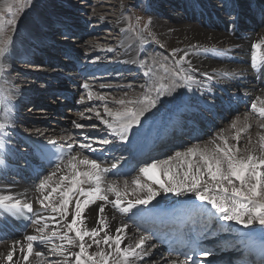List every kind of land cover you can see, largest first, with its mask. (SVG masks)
Returning <instances> with one entry per match:
<instances>
[{
    "label": "bare ground",
    "instance_id": "obj_1",
    "mask_svg": "<svg viewBox=\"0 0 264 264\" xmlns=\"http://www.w3.org/2000/svg\"><path fill=\"white\" fill-rule=\"evenodd\" d=\"M120 1L121 4H124L125 0H118L115 3L120 4ZM196 1L203 8H212V11L215 14L217 13L221 21L224 22L228 33H225L224 28L218 26V22L214 19H212L211 24L215 29L206 23L199 24L194 20V17L189 18L187 9L182 10L183 12L171 10L168 12V18L166 19H159L158 21L157 18L153 17L151 22L153 31L151 30V34H140V37L136 38V40L148 41L145 50L141 47L134 48L131 41L135 38L129 34L120 35L122 42L118 44V50L116 48L112 51V47H106V45L105 47L111 57L109 55L107 59L102 58L105 59V64H109V67L102 66L101 69L105 74L101 75L102 78L95 76L83 79L77 72L78 69H73L70 72L68 71L69 67H66L67 64H64V62L67 63L66 59L68 58L72 66H78L82 60L89 64L95 58L94 53L103 52L104 49L94 47L93 54L90 55V50L80 53V42L76 38L72 39L74 43H57L61 48L57 45L56 50L63 51L62 54L64 55L61 54V56L64 59L65 56L67 58L65 61H61L60 56L56 57V66L51 65L45 71L54 75L53 77H56L60 84L66 83V86L64 85L65 90L76 89L77 85L75 83L80 84L82 82L83 90L86 91L87 96L85 99H78V102L82 106H90H85L83 114H73L67 119L66 117H60L59 114L56 118H63L67 121H62L52 127L39 126L37 125L39 123L36 124L35 121L25 126L22 123V118L18 115L19 113L17 114L18 107L14 98L17 95L23 96L24 102L22 104L26 101L25 104L27 105L28 96L33 91L32 87H41L38 84L40 82L38 79L40 71H25V75H34L33 81L30 82L33 84L16 86L6 69L7 66L12 65V61L16 57L15 49H23L24 44L28 47L30 44L26 43L29 39L35 42L40 41L45 35L42 28L51 25H47V19L45 22L36 20L28 25L25 30L28 33L23 31V34H15L14 40L17 39V42L11 43L10 52L8 55L2 56L0 64V123L5 124V128L0 130V198L32 202L36 209L43 208L45 214H49L50 217L42 218L39 222L35 221L24 235L14 233V226L5 219L0 218V232L6 236L5 239L0 240V264H8L4 257L12 249L14 241L23 242L26 251L24 238L28 235L39 236L40 234L36 229L45 225L47 227L44 235L49 237L46 240L47 242L45 244L36 243L34 252L27 262L23 260L20 246L16 245L15 264H76L75 253L80 252L79 239L74 231L68 229V224L71 223V217L75 213L76 207L73 209L71 204H67V215L63 217L61 212L53 211V207H64L61 202L65 197L61 195V192L72 188L71 176L73 172L68 167V159H64L59 164V169L56 167L48 174L44 173L41 179L39 178L40 180L37 179L36 183L22 181L21 179L12 181V179L17 178V175L13 176L11 174V167L22 163L17 150V148L19 149L21 136L29 134L37 138H64L69 143L77 142V153L79 151L80 153L73 156L77 158L74 163L77 164L79 171L90 170V166L79 163L84 158L96 160L102 169L108 171L113 163L131 158L135 153L134 150L142 145L144 147L145 138L154 137L164 126L168 135L172 137L173 133L179 128L180 130L187 129L200 117L203 118L202 121H205L206 125L209 124L212 128L209 132L203 130L206 134L202 139L189 137L191 131L196 130L194 126L186 133L188 135L186 141H183V138H186L185 134L181 135L180 139L177 135L173 140L164 138V141H159V144L161 143L160 148H165L166 151H169V154H166L165 151L160 154L161 150L157 146L155 154L148 153L144 159L138 160L140 167L132 174L123 178H113L108 176L107 172L101 173L100 187L106 190L111 184L119 190L121 196L118 198L116 193L111 191L103 192L102 194L108 196V201L96 200L94 203L88 204L82 214L83 223H77V228H83L89 232L94 228L100 229L102 226L98 223L100 219L98 209L100 204L104 205V216L108 226L103 231H99V235L96 237H84L88 253L94 256L93 260L84 257L86 264H105V260L107 264H124L122 254L117 253L115 249L114 238L117 235L122 237L121 249H132L135 248L140 237L145 233L149 235L150 239L145 242L143 250L137 249V251H141L142 255L143 252H149L150 255L143 256L142 260L130 257L131 264H169V261H184L185 257L183 255L188 251L185 244L175 243L170 249L167 241L190 233V229L196 231H200L201 228L204 229V223L209 217H214V223H216L215 221L219 222L217 232L214 233L215 236H212L213 241L226 251L229 249L227 248L229 244L233 243L234 246L235 244L239 245L236 249L240 250L239 256L246 255V252H244L246 248L253 260L256 256L264 255V230L255 225L245 228L235 221L220 219L221 214L212 209L210 204L198 200L191 193L176 195L175 193H163L161 191V195L156 197L150 204L136 205L126 212L122 211V209L128 207L129 201H134L137 196L144 194L142 190H135L136 185L132 183L134 179H138L141 184H150L159 190L158 184L139 172V169L144 167L146 163L167 161L157 169L150 171V175L167 183L168 177L163 175L164 170H168L170 175L177 181L183 179L184 172H190V181L191 175L196 174L197 167L203 170L205 165L201 159L202 153L209 156L216 155L224 159L223 153L216 151L217 146L221 149L232 148L238 159L246 158L249 154L257 158L264 156V150L260 147V137L264 136V127H261V125H264V116L259 112V109L264 107V21L258 22L259 16L262 15V18L264 16V0H243L238 2L237 7L231 6L229 12H236V22L230 20V23L228 21L229 16L225 14L222 5H218L217 1ZM187 2V5L183 2L186 7L191 3H195L194 0H187ZM84 3L86 4V2ZM228 4L226 3V7ZM77 14L79 16L76 21H71V24L74 23V26L76 24L83 25L86 21L83 12ZM121 14L118 13V16H116L122 22L124 20ZM53 23L58 25L62 22L56 19ZM61 27L63 32L66 31L67 27H64V24ZM232 30H237L239 34L237 32L234 34ZM3 42L5 41L3 40ZM253 44H258L260 47L254 49ZM174 49L176 51H173ZM78 54L82 56L81 60L80 57H77ZM71 56H73V59ZM181 57L184 58L181 59ZM253 64L256 65L255 68L252 67ZM132 68L137 70L135 76L127 75V71ZM126 75L128 76L125 78L128 79L127 81L120 78ZM71 81L74 84H70ZM85 84L88 85L87 88L84 87ZM124 86L131 87L126 88L127 91H122L121 89H125ZM52 88H56L55 91H58V87L54 84L46 86L44 91H51ZM104 88H109L116 96H110L107 91L102 90ZM133 91L138 94L133 95ZM43 93L41 94L43 95ZM146 96L157 101L154 107L145 100ZM52 97L53 99L57 98L56 93L52 94ZM120 101H124V103L122 104ZM129 101L133 103H129ZM244 102L247 103L246 106ZM241 104L243 106H240ZM253 104L256 105L255 109L252 108ZM249 105L251 107L247 109L246 107ZM217 107L221 108L219 111L222 109L227 110L224 116H232L228 123L226 118L229 116L224 117L223 121L220 122L223 114H217ZM234 107H238V109L240 107L241 111L237 114L228 113V109H234ZM127 109H133L137 112L142 109L146 111L145 115L140 118L141 122L139 124L134 123L131 128L126 130L127 139L123 140L120 137V125L127 123L124 118ZM201 110H205L209 115H204ZM69 111L74 113L72 109ZM44 113L45 116L41 118L42 122L47 118L49 111L45 110ZM25 121L27 120L25 119ZM73 121L84 125V127L76 128ZM103 121H108L112 127H108ZM233 122H235V127L232 126ZM93 135L94 138H92ZM102 135H104L103 138H101ZM105 140L109 143H103ZM173 141L176 142V145L172 143ZM83 144H90L91 148H82L81 145ZM190 148L194 150L195 154H188L187 150ZM26 149L23 146L19 150ZM177 152L181 153V156L177 157L175 155ZM25 155L27 156V154ZM169 157H171L170 160ZM189 164H192L191 169L188 167ZM222 166L225 169L227 168L226 160H224ZM260 170L264 171V168ZM52 173H55V175H50ZM3 174L9 180L1 178ZM61 176H68L69 179L61 181ZM81 179L86 180L87 178L82 177ZM204 179H207L206 172ZM42 180H46L47 183L43 189L38 190V185ZM233 181L239 183L234 178ZM57 185H60V187L52 193L49 200L44 201L48 205V207H44L39 201L49 192H52V189L56 188ZM212 186L215 187L214 184ZM227 195H231L230 186ZM185 197H189L190 201L182 202V198ZM83 198L79 200L81 201ZM118 199L121 202L119 205L114 206V202ZM170 211L176 212V216L180 217L179 219L186 217L188 212H191L192 215L189 220L183 222V229L164 231L162 237L158 233L159 226H155L153 223L157 219L168 215L173 216L166 213ZM193 216H195V219H192ZM40 217H44V215H40ZM122 225L128 227L123 232L117 233L116 229ZM53 232H55V235H52ZM105 233L113 238L109 240L108 244L104 243ZM65 234L72 238V244L67 243L62 238ZM200 234L202 238H206L203 232ZM94 239L98 240L99 244H94ZM53 245H62L65 254L61 255L59 252L52 251ZM89 245L91 247H88ZM101 251L106 254L105 257L99 255ZM176 251H178V254H176ZM35 252H41L42 255L36 257ZM253 252L257 255L253 256ZM224 255L226 253L221 252V255L218 256L222 257ZM238 255L232 256L234 262L237 261L236 257ZM199 257L203 258L202 261L211 264H226V262H222L223 260L218 261L209 256L200 254ZM240 260L243 261L240 264H245L244 261H247L244 257H241Z\"/></svg>",
    "mask_w": 264,
    "mask_h": 264
},
{
    "label": "rangeland",
    "instance_id": "obj_2",
    "mask_svg": "<svg viewBox=\"0 0 264 264\" xmlns=\"http://www.w3.org/2000/svg\"><path fill=\"white\" fill-rule=\"evenodd\" d=\"M82 1L86 2V4L84 2L82 3ZM194 1L195 3H191L188 7H186L184 3H186L187 5L188 3L187 0H125L124 4H121L122 3L121 1L120 4L115 3L118 2V0H0V41L3 42L4 40L6 42L4 44L5 51L3 52V54H0V64H1L2 56L4 57L8 55V53L10 52L12 48L11 43L14 44L15 41L17 42V39L14 40L15 34H23V31H25L28 28L30 22L36 20L45 22L47 19V25H51L42 28V31L45 33V35L43 38L40 39V41L35 42L32 39H29L28 43H26V44H30L28 47L24 44L23 49L21 50L15 49L14 51L17 53L16 57L15 59H13L12 65L6 67L9 77L13 78L14 85L16 86L18 85L26 86L28 84L29 85L33 84L30 82L33 81L34 75H30V76L29 74L25 75V71L27 70L40 71L39 72L40 76H38L40 82H38V84H40L41 87H32L33 91L28 96L27 105L25 104L26 101L24 104H22L24 102L23 96L17 95L14 98L15 103L17 104L18 107L17 114L19 113L18 115L22 118V123L25 126H28L31 124V122L34 123L35 121L36 124L39 123L37 124L39 126L52 127L53 125L60 124V122L62 121H67L64 120L63 118L62 119L56 118L59 114L60 117H66L67 119L69 116H73V114L84 113V112L81 113L82 110H84L83 106L80 107V112H76L75 110L72 109V107L69 106L70 104L68 103V101H66V99H63L61 94H59V92H61V90L65 88L66 83H62L63 85L60 84L59 80H56V77H53L54 75L48 74V72L45 71V69L51 65L56 66L55 63L56 57L60 56L61 61H65V59L67 58L65 56L64 59L61 56L63 51L56 50V46L58 45L57 43L59 42L69 44L72 42V39L76 38L80 42V48H81L80 53L86 50H90L91 52H89V54L92 55L93 48L100 47L104 49L103 52H100L101 57L103 56L108 57L110 53L109 51H107L106 47L111 46L112 51L115 50L116 48H117L116 50H118V44L122 42V39L120 38L121 34L122 35L129 34L132 37H134L135 41L133 40L131 42L134 43L133 44L134 48L138 47L139 43L137 42L136 38H139L140 34H151V30L153 31L151 27V22L153 21V17L157 18L159 21V19L168 18V12L171 10H173L174 12L179 10L183 12L182 10H186V9L189 18L194 17V20L199 24L203 25V23H206L211 28L215 29V27L211 24L212 19H214L218 22V26L223 27L224 32L228 33V31H226L224 22L221 21V18L219 17V15H217V13L215 14V12L212 11V8L209 7L203 8L198 1L196 0ZM215 1H217L218 5H222L225 14L229 16L228 17L229 23L230 20L236 22L235 21L236 12L234 13L232 11L229 12V8L231 6L237 7L238 2H241L243 0H215ZM226 3L228 4L227 7H226ZM223 5L226 7V10ZM118 9L119 11H117ZM81 12H83L86 21L83 23V25L76 24L75 27L74 23L71 24V21L75 22L77 17L79 16V14L77 13H81ZM118 13L119 14L122 13L121 15H123L122 19L124 21L121 22L117 18ZM56 19H58L62 23L58 25L53 23L54 21H56ZM263 21H264V16L262 18L261 15L259 23ZM62 24H64V27H67L65 29L66 31L64 32L61 27ZM94 24L95 26L92 29L91 26ZM25 32L28 33L27 31ZM232 32L234 34H236V32L237 34H239L237 30H232ZM142 43L144 44L143 45L144 49H146L148 46V41L145 42L143 41ZM77 57H80L79 59L81 60L82 56L79 55ZM71 58L73 59V56H71ZM67 59H66L67 63L64 62V64H67L66 67H69L68 71L71 72L73 69L74 70L78 69V71H80L79 67L70 65V61L69 59L68 60ZM106 65L109 67L108 63ZM129 70L127 71L126 74L135 76L137 70L131 69L132 72H130ZM100 75H105V74L102 71V74ZM127 75L121 76L120 78H123L125 81H127L128 79H125L128 77ZM85 78L88 79L87 77ZM50 84L56 85L58 87V91H55L56 88L54 89L52 88L51 91H44L46 89V86ZM130 87L131 86H127V87L124 86L123 88L125 89H121V90L127 91V89ZM103 91L105 92L107 91V93H109L110 96H116L107 88L103 89ZM42 92H44L43 95L41 94ZM55 93L57 95V98L53 99L52 94ZM132 94L137 95L138 93L136 91H133ZM81 98L82 97H80V99ZM85 106H90V105H85ZM240 106H243V104H241ZM70 109H72L74 113L70 112L69 111ZM219 109L221 108L219 107L216 108L217 114L218 115L223 114V117H221L220 122L223 121L224 117L226 118L229 116L228 118H226V121L228 123L229 119L232 116L230 115L224 116V113L227 110L222 109L219 111ZM231 109L232 108L228 110L230 111ZM45 110H48L49 114L47 115V118L42 122L41 118L45 116L44 113ZM201 111H203L204 115L205 114L209 115V113L206 112L205 110H201ZM237 111L238 112L236 113L231 112L230 114L239 113L241 111L240 107ZM25 119L27 121H25ZM23 120L25 121V123ZM198 121L199 119L196 120V122ZM203 122L205 121H202L200 124L196 123L195 125H202ZM203 130L205 132L211 131L206 127H203ZM177 133H178L177 131L174 132L171 139L172 138L174 139L177 136ZM181 135L182 133L178 135L179 139ZM183 141H186V138H183ZM172 143L176 145L175 141H173ZM158 147L159 150L164 149L165 153L169 154V151L168 150L166 151L165 148H160L159 145ZM21 148L22 147H19V149ZM3 177H5L4 174L1 175V178ZM234 184L237 187L240 186L238 182H234ZM213 220L214 217L212 218V222ZM213 236H215L214 233ZM227 248H229V246ZM229 249H232V246ZM211 258L216 259L214 257ZM219 258L221 257L217 256V259Z\"/></svg>",
    "mask_w": 264,
    "mask_h": 264
},
{
    "label": "snow or ice",
    "instance_id": "obj_3",
    "mask_svg": "<svg viewBox=\"0 0 264 264\" xmlns=\"http://www.w3.org/2000/svg\"><path fill=\"white\" fill-rule=\"evenodd\" d=\"M6 42H0V54H3L5 51L4 44ZM252 47L254 49L259 48L260 45L253 44ZM173 51H176L175 49ZM184 57H181L183 59ZM253 68L256 67L255 64L252 65ZM191 79V78H189ZM85 88L88 87L87 84L84 85ZM102 98V97H101ZM145 100L148 101L153 107L156 105L157 101L150 99L148 96L145 97ZM120 103H124V101H120ZM129 103H133L132 101H129ZM252 108L255 109L256 105L253 104ZM146 110H140L139 112L133 110V109H127L126 113L124 114V118L126 119L127 123L120 125V137L123 140L127 139L126 130L128 128H131V126L135 124H139L141 122L140 118L145 115ZM259 112L262 116H264V107L259 109ZM97 116L99 117V114L97 113ZM108 127H112L111 124H109L108 121H103ZM73 124L76 128H82L84 125L76 123L73 121ZM233 127H235V122H233ZM261 127H264V125H261ZM5 128L4 123H0V130ZM115 130V129H113ZM243 131V129H241ZM50 143H54L53 141H50ZM103 143H109V141L105 140ZM69 149H71V144L68 145ZM82 148H91L90 144H83L81 145ZM260 147L262 150H264V136L260 137ZM217 152L223 153V158L216 155L209 156L205 154H201V159L204 162V169L197 167L196 168V174L191 175L190 181L189 176L190 172H184L183 179L177 181L173 176L170 175L168 170H164L163 175L165 177H168V182L165 183V181L160 180L159 178L150 175L151 170L157 169L161 164L167 163V161L157 162L153 161L152 163H146L144 167H141L139 169V172L143 174L144 176L148 177L149 180H152L155 184L159 185V190L151 186L150 184H141V182L138 179H134L132 181L133 184L136 185L135 190H142L144 191V194L142 196H137V198L134 201L128 202V207L125 209H122V211H128L131 208L135 207L136 205H148L150 202L156 199L159 195H161V191L163 193H175L176 195H182L185 193H191L193 194L198 200L207 202L210 204L211 208L214 209L217 213L221 214L220 219H223L225 221H235L238 224L243 225L245 228H249L255 224H259L261 226V229L264 230V171H261L260 169L264 168V156H261L257 158L256 156L249 154L246 158H240L238 159L236 155L233 153L232 148H226L221 149L219 146H217L216 149ZM188 154H195L193 149L187 150ZM177 157L181 156V153L177 152L175 153ZM77 158L74 156H70L68 158V167L72 170L73 175L71 176V184L72 188L74 189L78 184L86 183L87 181H95V188L90 189L87 193L84 191V189H80L81 195H85L88 198L84 200L83 204L79 199L76 201V210L75 213L71 217V223L68 224L69 231H74L76 234V237L79 239V248L80 252L75 253V260L76 264H86V261L84 257H87L88 260H93L94 256L92 254H89L85 243H84V237L85 236H92L96 237L99 235V231H103L104 228H107L106 223V217L104 216V205L100 204L98 212L100 214V219L98 223L102 226L100 229H92L90 232L84 230L83 228H77V223H83V216L82 214L85 211V208L88 204L94 203L96 200L101 201H108V196L106 194H102L105 191H111L115 192L117 197L119 198L121 196V193L117 188H115L113 185L109 184L108 188L106 190L102 189L100 187L101 183V173L107 172V169H102L101 165L97 163L96 160H90L88 158H84L83 160H80L79 163L90 166L89 171H79L77 169V164L74 163V161ZM171 157H169V160ZM224 160L227 162V168L225 169L222 165L224 163ZM57 169L60 168V165H56ZM113 168L116 167V165H112ZM189 169L192 168V164L188 165ZM205 172L207 173V179H204ZM50 175H55V173H52ZM82 177H86L87 181L84 179H81ZM233 178L237 181H239L240 186L237 187L234 182ZM68 176H61L60 180H68ZM226 182V183H225ZM47 183L46 180H42L40 185H38V190L43 189L45 187V184ZM215 185L213 187L212 185ZM171 185V186H169ZM229 186L231 187V195H227L229 192ZM60 185H57L56 188L52 189V192H49L47 195L43 197L42 200L39 202L44 206L48 207L47 204L44 203V201H47L52 196V193L57 191V188H59ZM72 189H68L67 191L61 192V195L65 197L62 200V205L64 207L62 208H56L53 207V211H59L61 212L62 217L64 215H67V204H68V192ZM134 190V191H135ZM11 199V198H8ZM120 199L114 202V206L119 205ZM23 208H26L29 212L32 211V205L30 203H24ZM0 208H4L6 211H12L16 210V212H19L20 208V201H16L11 206H7L5 204V199L0 198ZM35 223V221L33 222ZM44 227L37 228L36 231L40 234L39 236L35 235H28L24 238L26 241V251H25V245L21 241H14L13 247L7 252V255L4 257V260L8 262V264H15L14 262V254H15V246H20V251L23 253V260L28 261L30 255L34 252V245L36 243H43L45 240L49 239V237L45 236V228ZM127 225H122L120 228H117V233H121L126 229ZM52 235H55V232H53ZM67 241V243L72 244L73 240L71 237L67 236L65 234L63 237ZM113 238L108 236L107 233H105L104 236V243L108 244L109 240H112ZM150 237L147 233L142 235L139 239V242L136 244L135 248L132 249H121V240L122 237L120 235H117L114 238L115 243V249L117 253L122 254L124 264H131L130 257L132 258H139L143 259V256L150 255L149 252H143V255L141 254V251H137V249L143 250L145 242L149 240ZM94 244H99L98 240H93ZM88 247H91L89 245ZM52 251L59 252L61 255H64V248L63 246H56L53 245ZM36 257H40L42 255L41 252H35L34 253ZM101 257H105L106 254L101 251L99 253ZM202 256H208V251H202ZM105 264H107V261L105 260ZM169 264H194V261L192 260V257H187L184 261H169Z\"/></svg>",
    "mask_w": 264,
    "mask_h": 264
}]
</instances>
